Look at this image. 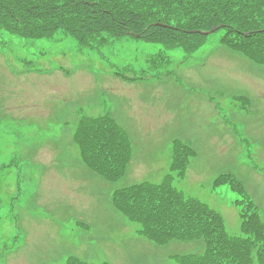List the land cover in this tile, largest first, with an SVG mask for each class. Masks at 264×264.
I'll list each match as a JSON object with an SVG mask.
<instances>
[{"label": "rangeland", "instance_id": "rangeland-1", "mask_svg": "<svg viewBox=\"0 0 264 264\" xmlns=\"http://www.w3.org/2000/svg\"><path fill=\"white\" fill-rule=\"evenodd\" d=\"M223 33L187 53L131 35L90 48L61 31L0 29V264H175L203 252L202 238L154 243L113 204L117 187L169 175L240 234L243 196L216 183L229 174L264 221V65L219 44ZM107 113L131 145L117 182L86 166L74 136L84 117ZM174 145L194 150L181 175Z\"/></svg>", "mask_w": 264, "mask_h": 264}, {"label": "trees", "instance_id": "trees-1", "mask_svg": "<svg viewBox=\"0 0 264 264\" xmlns=\"http://www.w3.org/2000/svg\"><path fill=\"white\" fill-rule=\"evenodd\" d=\"M215 26L224 30L223 45L264 65V0H0V29L30 39L51 38L61 31L81 47L131 35L160 43L163 49L192 52L206 38L201 31ZM158 60L156 56L151 63ZM74 134L86 166L111 182L125 175L131 145L114 117H84ZM180 146H173L171 166L181 175L194 150ZM171 179L118 187L113 204L155 242L205 241L201 253L173 256L175 264H264V221L242 183L228 175L216 181L231 182L243 196L238 201L241 233L230 234L218 211L186 195ZM67 264L91 263L76 258Z\"/></svg>", "mask_w": 264, "mask_h": 264}]
</instances>
